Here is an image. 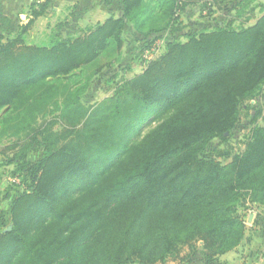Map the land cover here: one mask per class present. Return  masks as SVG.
<instances>
[{
	"label": "trees",
	"instance_id": "16d2710c",
	"mask_svg": "<svg viewBox=\"0 0 264 264\" xmlns=\"http://www.w3.org/2000/svg\"><path fill=\"white\" fill-rule=\"evenodd\" d=\"M224 1L120 0L117 16L80 35L32 44L29 30L49 11L33 0L28 22L0 38V168L24 185L0 221V264H163L198 243L215 264L240 246L246 211L264 208V115L254 109L241 150L230 137L240 106L263 94L264 9L246 26L180 27L186 7ZM230 1L237 17L257 0ZM124 34L163 51L83 108ZM58 113L69 128L55 133ZM33 146L37 162L27 160Z\"/></svg>",
	"mask_w": 264,
	"mask_h": 264
},
{
	"label": "rangeland",
	"instance_id": "374dc122",
	"mask_svg": "<svg viewBox=\"0 0 264 264\" xmlns=\"http://www.w3.org/2000/svg\"><path fill=\"white\" fill-rule=\"evenodd\" d=\"M232 4L234 5L230 0H227L218 5H214L211 9H206L207 7L200 4L186 7L180 15V27L183 33H195L201 28H210L216 23L225 24L229 20H233V27L246 26L253 23L259 15V11L264 9V0H257L250 4L242 16L236 17L234 12L230 15H227L225 12L233 6ZM52 6L54 5L52 4ZM65 6L66 5L58 7L55 13L47 12L46 16L37 19L36 23L27 34V42L41 44L47 42L52 36H58L63 39L80 35L87 27H80V23L77 25L74 20L76 16L80 18L79 20L83 19V17L76 13V11L72 12L69 7L65 9ZM206 10H209V12ZM72 13H74V15H72ZM92 18L95 20L98 17L93 16ZM58 24H62V27L59 29ZM147 45L148 44L140 39H134L131 35L124 34V45L120 55L116 58H106L101 61L100 68L102 69L97 74L92 75L88 88L84 90L79 97L81 106H83V108H90L110 98L119 84L140 73L147 60L156 57L163 51L162 41H156L155 45L150 48H148ZM254 109L260 111L259 116L264 115V89L259 99L243 103L240 106L239 124L230 137V145L232 146L233 152H237L243 147L242 142L251 127L252 116L255 114ZM54 116L57 118V123L52 126V132L60 133L62 132V128H69L65 120H58V118H60L59 113ZM165 117L166 116H162L155 118V120L154 118L148 120V123L146 122V124L133 135L130 144L136 143L144 138L158 123L164 120ZM256 123L261 124L259 117L256 119L255 124ZM215 146H217L216 142L212 144V147ZM41 155L42 149L33 146L27 153V160L29 162H37L41 158ZM10 169H12V167L9 169L0 168V221L4 220V222L7 220L6 213L12 199L19 195L24 189V185L20 184V178L10 176V171H8ZM246 213H248V211H246ZM200 246V243L196 244L195 251L192 253H189V250L186 248L183 249L181 256L184 257L186 253L189 254L187 260H167L163 264H206L201 258ZM236 249H238V247ZM234 251H231V254L232 252L234 253ZM223 256L219 257L215 264H221ZM229 258L234 259L233 254L230 255Z\"/></svg>",
	"mask_w": 264,
	"mask_h": 264
},
{
	"label": "crops",
	"instance_id": "0c3cea01",
	"mask_svg": "<svg viewBox=\"0 0 264 264\" xmlns=\"http://www.w3.org/2000/svg\"><path fill=\"white\" fill-rule=\"evenodd\" d=\"M32 1L0 0V38L14 36L19 28L28 22ZM43 1L49 2V13H55L58 7L66 5L65 9L69 7L72 12L76 11L83 17L79 20L76 16L74 21L77 25L80 23V27L88 28L103 23L112 15L117 16L120 0H40ZM46 15L47 13L44 16ZM93 16L98 18L93 20ZM244 223L246 235L238 249L232 252L234 259L229 258L232 255L230 252L222 257L221 264H264V208L248 211Z\"/></svg>",
	"mask_w": 264,
	"mask_h": 264
},
{
	"label": "built area",
	"instance_id": "2783aa9c",
	"mask_svg": "<svg viewBox=\"0 0 264 264\" xmlns=\"http://www.w3.org/2000/svg\"><path fill=\"white\" fill-rule=\"evenodd\" d=\"M37 3L40 2V0H35Z\"/></svg>",
	"mask_w": 264,
	"mask_h": 264
}]
</instances>
